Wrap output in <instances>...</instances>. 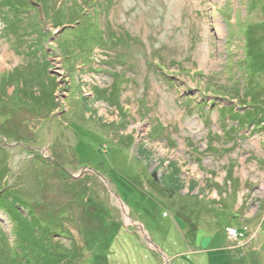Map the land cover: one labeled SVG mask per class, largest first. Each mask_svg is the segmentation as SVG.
I'll list each match as a JSON object with an SVG mask.
<instances>
[{
  "label": "rangeland",
  "instance_id": "obj_1",
  "mask_svg": "<svg viewBox=\"0 0 264 264\" xmlns=\"http://www.w3.org/2000/svg\"><path fill=\"white\" fill-rule=\"evenodd\" d=\"M0 184L70 264H264V0H0Z\"/></svg>",
  "mask_w": 264,
  "mask_h": 264
},
{
  "label": "trees",
  "instance_id": "obj_2",
  "mask_svg": "<svg viewBox=\"0 0 264 264\" xmlns=\"http://www.w3.org/2000/svg\"><path fill=\"white\" fill-rule=\"evenodd\" d=\"M33 10H34V8L29 9L28 11H33ZM75 23L78 24L79 23L78 20H77V22H74L71 24L76 25ZM61 25H63V24L61 23ZM83 30H85V29H83ZM89 34H92V33H89ZM91 36H93V34ZM90 40L92 41L94 39H92V37H91V39L90 38L87 39L85 36V38H83L81 41V45H79V47H81V49L82 48L84 49L85 56L90 54L88 57L92 56V53H93L92 51L94 49L99 48L98 43H94V41L90 42ZM32 94L35 97V99H37V100L39 99L36 97L37 93H32ZM51 101H53V100H51ZM53 102H54L53 104H55V101H53ZM5 169H6V171L3 175L4 180L9 174L8 166H6ZM151 174L153 176H156L157 172L154 171V172H151ZM143 192L144 191H142V190H135L133 194L135 195V197L139 194H141L143 197V195H144ZM16 196L17 195L15 194V192L13 190L8 189V187L6 185L0 184V200L2 201L0 208L1 209L7 208L9 213H11L12 216L15 217V219H18L19 214H17V213L21 214V212L17 211L19 209L16 207V205L22 204V201L19 200V198H17ZM139 198L140 197H138V201L135 198L136 202L138 204H139ZM32 227L33 228L37 227V228L33 229ZM32 227H28V228L24 229V227L22 225H19L18 228H13L12 233H11V235L13 236V240H11L9 238L7 240L8 234L5 233V235H4L3 230L0 228V241H2L4 239L3 240L4 242L1 243V244H3L2 249H0V264H5V261H4L3 257L1 256V252H3L5 247H7L6 251L8 252L7 258H12L13 261H15V260H19L22 262L24 261L23 262L24 264H28V263L29 264H70L69 261L72 260L71 257L66 256L64 254L57 255V254L51 253L47 249L43 248V244L47 238L45 240L40 239L38 241L34 238V236L36 234L40 233L39 230L41 231L40 225L37 221H34V224ZM42 236L44 237V232L42 233ZM186 239H190V242L194 243V241L196 239V230H195V233L192 236V238H190L187 235ZM107 243H108V241L105 242V244H107ZM107 248H108V246H106V249ZM34 250L36 252V257H37L36 260H34V258H32L31 255L28 253V251L34 252ZM218 251H223V250H218ZM218 251H215V253H217ZM9 254H12V255L10 256ZM217 261H218V259H215V263Z\"/></svg>",
  "mask_w": 264,
  "mask_h": 264
},
{
  "label": "crops",
  "instance_id": "obj_3",
  "mask_svg": "<svg viewBox=\"0 0 264 264\" xmlns=\"http://www.w3.org/2000/svg\"><path fill=\"white\" fill-rule=\"evenodd\" d=\"M133 193L134 192H131L130 197L133 199L135 204L139 205V204L144 203L142 201L144 197H142V195H141L139 197H142V199L139 198V204H138L136 202V199H135L136 197H135V195ZM137 201H138V199H137ZM197 252H199V251H197ZM218 252H222V251H218ZM211 253L213 254L215 252H209L208 254L206 253V255H204V252H200V253H198V256H196L195 261L197 262V264H214L215 263V259L212 258Z\"/></svg>",
  "mask_w": 264,
  "mask_h": 264
},
{
  "label": "water",
  "instance_id": "obj_4",
  "mask_svg": "<svg viewBox=\"0 0 264 264\" xmlns=\"http://www.w3.org/2000/svg\"><path fill=\"white\" fill-rule=\"evenodd\" d=\"M123 206H125L124 204H123V202L121 203ZM126 207V206H125ZM126 215H128L129 216V218H130V215L127 213ZM131 219V218H130ZM139 227H142L143 228V230L145 231V229H144V226L141 224V226H140V224H139ZM145 233H146V241L151 245V246H153L154 247V249H156L158 252H160V253H162V254H165L164 252H163V250L159 247V246H157L155 243H153V241L151 240V238L149 237V235L147 234V232L145 231ZM165 256V255H164ZM165 259H166V262H167V264H171V262H170V259L168 258V257H166L165 256Z\"/></svg>",
  "mask_w": 264,
  "mask_h": 264
},
{
  "label": "built area",
  "instance_id": "obj_5",
  "mask_svg": "<svg viewBox=\"0 0 264 264\" xmlns=\"http://www.w3.org/2000/svg\"><path fill=\"white\" fill-rule=\"evenodd\" d=\"M227 236L231 240H237L238 238L244 236V233L242 232V230H239L235 227H229L227 229Z\"/></svg>",
  "mask_w": 264,
  "mask_h": 264
},
{
  "label": "bare ground",
  "instance_id": "obj_6",
  "mask_svg": "<svg viewBox=\"0 0 264 264\" xmlns=\"http://www.w3.org/2000/svg\"><path fill=\"white\" fill-rule=\"evenodd\" d=\"M2 59V58H1Z\"/></svg>",
  "mask_w": 264,
  "mask_h": 264
}]
</instances>
